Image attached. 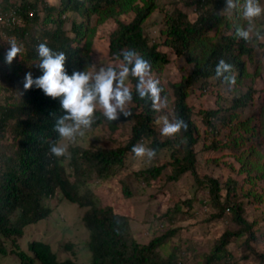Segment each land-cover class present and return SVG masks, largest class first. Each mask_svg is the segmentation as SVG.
Here are the masks:
<instances>
[{"label":"trees","instance_id":"obj_1","mask_svg":"<svg viewBox=\"0 0 264 264\" xmlns=\"http://www.w3.org/2000/svg\"><path fill=\"white\" fill-rule=\"evenodd\" d=\"M6 1H3L2 8L11 6ZM19 1L22 24L8 29L5 38L23 41L21 58L31 68L23 69L18 64L11 67L8 73L2 72L0 76V90L7 91L0 102V138L10 133L12 139L9 146H0V238L11 239L10 251L17 256L19 264H79L68 258L58 260L45 242L29 241L28 253L19 249L15 242V238L21 236L24 225L47 215L49 210L42 201L56 191L67 201L86 207L82 221L88 231L85 244L90 251L88 264H184L173 253L161 255L158 251L176 228H167L160 234L152 235L146 243H138L130 235L128 218L113 212L110 206H98L95 197L86 187L87 175L92 173L96 178L108 176L114 171V167L123 164L126 154L132 152L133 146L143 140H149L150 148L156 152L162 148L173 147L169 162L143 171L147 182L157 177L166 165L171 168L168 175L170 180L189 172L196 185L206 188V201L216 209V213L211 216L229 212L230 220L239 225L236 230L223 232L209 253L194 263L219 264L224 260L230 264L232 255L227 251L226 245L232 238L246 231L248 238L254 239L251 231L253 222H247L242 217L243 199L254 200L253 197H260L251 194L250 185L264 179V128L250 127V134L247 136H232L235 127L227 125L231 114L218 118L217 110H202L200 114L204 130L208 132V135H204L208 144L204 143L203 148H232L239 147L247 139L250 142L247 154L239 152L235 156L239 163L237 171L245 175L244 181L250 185L245 188L244 181L238 183L231 176H227L222 182L213 176L200 177L195 170L194 151V145L199 140V130L191 119L187 96L188 89L198 81L205 85L209 78H213L217 83H225L215 75L216 66L221 59L234 66L232 75L236 79L244 73L241 54H249V50L244 45L245 41L235 35L239 25L237 12L225 15L214 9H205L214 0H184L185 4L192 6V10L197 11L194 20H188L179 9L173 10L165 18V29L161 30L164 33L162 45L168 47L176 56L182 55L192 67L179 81L169 84L171 94L168 95L166 89L160 86L161 93L167 99L172 98V120H184L187 131L181 130L174 138L159 139L153 127L159 111L152 109L151 101L139 97L135 90L137 79L130 76L132 100L127 110H130L131 116L125 117L121 114L118 120L108 121L102 112L96 110L91 125L104 123L110 131H114L118 122L131 120L130 134L126 142L114 148L94 150L74 147L70 150L65 167L62 159L53 156L49 150L50 143L58 142L60 138L53 128L56 118L64 115L59 98L48 97L35 86L27 91L23 88L26 73L31 72L34 78L43 74L37 66L39 57L36 46L46 43L54 51L64 52L67 56L65 67L69 75L74 70L86 71L90 66L87 52L95 30V25H89L90 17H96V24L112 19L116 26L108 35V56L116 59V54L121 50L132 49L150 62L151 70L159 71L168 61L167 54L158 49V44L149 43L142 29V22L156 7V0H59L58 6L43 5V17L35 11L31 16L26 13L28 8L35 7V1ZM130 12L133 17L129 21L119 20L121 15ZM65 13H75L80 18L79 21H70L69 31L64 28L65 19L62 15ZM26 24H33L32 27L37 26L38 30L35 31ZM220 26H231V32L219 34L217 37L209 34V30H216ZM251 94L252 90L249 89L234 96L229 107L234 109L245 106ZM260 109V112L264 111V94ZM212 120H218L224 128L229 126L228 135L224 136L222 142L214 138L218 130ZM260 123H263V118ZM248 129L246 125L244 131ZM210 135L213 137H208ZM6 150L9 151L5 152ZM238 192L240 194L237 196ZM239 197L242 200L238 201ZM65 245L66 248L73 247L71 243ZM0 253H6L2 244ZM256 257L259 261L264 260L263 254H256ZM240 258H246V253Z\"/></svg>","mask_w":264,"mask_h":264},{"label":"rangeland","instance_id":"obj_2","mask_svg":"<svg viewBox=\"0 0 264 264\" xmlns=\"http://www.w3.org/2000/svg\"><path fill=\"white\" fill-rule=\"evenodd\" d=\"M3 1L0 0V5ZM8 2L6 1V3ZM58 4L59 0H47L46 2L47 6H58ZM260 4L264 7V0H260ZM225 7L226 0H214L209 2L205 9L208 11L214 9L225 15L237 12L239 26L247 27V22L241 19L240 11L224 10ZM242 7L243 0H240L241 10ZM175 9L184 12L190 21L194 20L198 14L197 11L192 10L191 5L185 4L184 0H156V7L142 22L143 32L149 43L158 44V49L167 54V63L159 71L151 70V75L154 79L159 80L160 86L166 89L168 95L171 94L169 84L179 81L190 72L192 67V64L187 62L182 55L176 56L168 47L162 45L164 33L161 30L165 29V18ZM41 11L40 14L42 15L44 8ZM62 16H64V28L67 31H69L71 20H80L75 13H65ZM132 17L133 13L130 12L121 15L119 20L127 22ZM95 20V16L90 17L89 25H95V30L87 52L90 66L86 70L93 75L100 68L118 64L117 59L109 57L107 53L108 35L116 26L115 21L106 19L104 22L96 24ZM26 25L35 31L38 30L37 26L32 27L33 24ZM256 31L264 35V15L254 21L251 41L244 42L249 54L247 52L241 54L244 62V73L236 79L234 85L229 87L227 83H217L213 78H209L205 85H201L198 81L188 89L187 103L191 108L190 116L199 130V140L194 145V151L195 170L200 177L213 176L218 178L220 182L225 180L227 176H231L238 183L245 180V175L237 171L239 163L235 156L239 152L247 154L250 142L247 139L239 147L232 148H203L204 143L208 144L206 139L204 140V135H208V132L204 130L200 112L214 109L217 110L218 118L222 115L228 117L231 114V119L227 120V125L235 127L232 136L245 137L250 134V127L254 129L259 126L264 128V111L260 112V103L264 94V40L256 38ZM230 32L231 26H220L216 30L213 28L209 30V34H215L216 37L219 34H229ZM68 33L70 34V32ZM9 40H15L17 46L21 48V52L13 59L10 66L5 63V55L10 48ZM22 53L23 41L0 38V76L2 72L8 73L11 67L18 64L23 69L31 68L21 58ZM125 83L131 89L132 84L129 78ZM249 89L252 90V94L247 104L231 109L229 106L232 98ZM5 92L7 93L5 90H0V102L2 96H5ZM161 100L165 106L157 113L153 127L159 139H164L165 137L161 135L160 130L165 118L172 121V98L167 99L161 93ZM129 105L130 103L126 104V109ZM96 110L102 112L99 106ZM262 118L263 123H260ZM212 121L215 122L216 130H218L214 138L222 142L224 136L228 135L229 126L224 128L220 126L218 120ZM131 124V120L118 122L117 128L110 131L104 123H100L82 129L83 135H77L72 141L59 138L57 143L61 146H67L66 154L60 157L62 164L67 166L70 150L74 147L94 150L123 145L130 134ZM246 125L249 129L244 131ZM208 137L211 138L213 135ZM11 143L10 133L0 138V146H9ZM138 144L150 148L149 140L140 141ZM172 150L173 147L160 149L151 161L146 158H137L133 152H128L123 164L114 167L111 174L103 178H96L91 173L86 176L85 182L98 206H110L113 212L128 218L130 235L138 243H146L152 235L160 234L167 228H176L174 234L165 240L158 251L161 255L171 252L178 261L184 264H194L200 261L203 255L209 253L223 232L236 230L239 225L230 220L229 212L219 216H211V214L216 213V209L209 201H206L207 190L204 186L196 185L189 172L181 174L175 180H170L168 175L171 168L166 165L157 177L146 181L143 171L151 166L169 162ZM244 182L243 186L248 188L250 184ZM250 186L251 194L260 195V197H253L254 200L243 199L242 217L247 222H253L251 231L254 239H249L246 231H242L239 236L232 238L226 245L227 251L232 255L230 264H264V260L259 261L256 257V254L264 255V179L261 178ZM221 194H223V190H221ZM239 194L240 192L237 196ZM237 200L242 199L239 197ZM42 204L49 210L47 215L33 223L24 225L21 236L15 238L18 248L28 253V242L38 240L47 243L58 260L68 258L79 264H88L90 251L85 245L88 240V231L82 221L86 207H79L75 203L67 201L57 191L54 195L45 198ZM68 243H71L73 247L66 248L65 244ZM0 244L6 250V253H0V264H19L17 256L10 251L11 239L1 237ZM244 253H246V258H240ZM35 264L38 263L35 262ZM219 264L227 263L222 260Z\"/></svg>","mask_w":264,"mask_h":264},{"label":"clouds","instance_id":"obj_3","mask_svg":"<svg viewBox=\"0 0 264 264\" xmlns=\"http://www.w3.org/2000/svg\"><path fill=\"white\" fill-rule=\"evenodd\" d=\"M13 1L15 3L19 0ZM8 4L12 5L9 2ZM224 10L240 11L241 19L247 22V27L238 25L235 35L245 42L251 41L254 21L264 15V7L261 6L260 0H243L242 10L240 0H226ZM35 12L41 15L42 11ZM255 36L257 39L264 40V35L259 31L255 32ZM8 44L10 48L6 52L5 63L10 66L13 59L21 52V48L17 46L15 40H9ZM36 52L39 57L37 66L43 74L34 78L31 72L26 73L23 88L27 91L35 86L46 96L53 99L59 98L64 115L56 118L53 128L61 139L72 141L77 135H83L82 129L90 128L94 122L97 106L102 109V114L108 121L118 120L121 114L125 117L131 116L130 110L126 109V104L132 100V90L125 83L130 76L137 79L136 93L141 99L151 101L152 109L160 111L165 106L161 100L160 82L151 75L150 62L135 50H121L116 54L118 61L116 66L100 68L94 75L76 70L69 75L65 67L66 54L54 51L46 43L38 44ZM233 68L232 64L221 59L215 69L216 78L222 79L231 87L236 83V78L232 75ZM181 130L187 131L184 120L169 121L165 118L160 131L162 136L174 138L180 134ZM49 150L53 156L60 158L66 154L67 146L52 142ZM132 152L135 157L146 158L148 161L156 156L155 149L143 144L134 145Z\"/></svg>","mask_w":264,"mask_h":264},{"label":"built area","instance_id":"obj_4","mask_svg":"<svg viewBox=\"0 0 264 264\" xmlns=\"http://www.w3.org/2000/svg\"><path fill=\"white\" fill-rule=\"evenodd\" d=\"M12 5L8 8H2L0 5V38H5L6 31L14 26L22 23V17L19 12V1L8 0ZM36 2L35 7L28 9L26 13L31 16L34 11H41V8L46 4L47 0H28V2Z\"/></svg>","mask_w":264,"mask_h":264}]
</instances>
